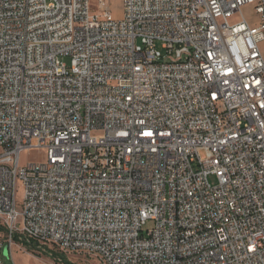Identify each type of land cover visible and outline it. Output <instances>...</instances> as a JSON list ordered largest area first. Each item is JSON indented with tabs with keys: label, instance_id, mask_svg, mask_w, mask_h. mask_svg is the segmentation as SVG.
Wrapping results in <instances>:
<instances>
[{
	"label": "built area",
	"instance_id": "2783aa9c",
	"mask_svg": "<svg viewBox=\"0 0 264 264\" xmlns=\"http://www.w3.org/2000/svg\"><path fill=\"white\" fill-rule=\"evenodd\" d=\"M113 1L0 0V264H264V0Z\"/></svg>",
	"mask_w": 264,
	"mask_h": 264
},
{
	"label": "rangeland",
	"instance_id": "374dc122",
	"mask_svg": "<svg viewBox=\"0 0 264 264\" xmlns=\"http://www.w3.org/2000/svg\"><path fill=\"white\" fill-rule=\"evenodd\" d=\"M111 10L114 17H120V0H114L111 4ZM157 50L160 53H163V50L160 48L159 44H157ZM63 63H68L67 58L61 59ZM39 154L36 152L25 153L20 156V163L24 164L26 162L38 160ZM212 184H214V178H210ZM23 196V189L18 184L17 185V192L16 197L17 200H21ZM153 224L152 222H147L144 227L143 231H147L152 229ZM3 228L0 226V238L3 237ZM5 237H3L4 239ZM26 243L24 239H17L15 240L9 254V250L7 248H3L2 250V264H62L59 259L61 255L68 260V262L73 264H98V262L92 258L87 257L83 254H64L50 246L39 245L35 247L32 251H27L23 244ZM27 244V243H26ZM56 254V255H55ZM55 256L57 258H55Z\"/></svg>",
	"mask_w": 264,
	"mask_h": 264
},
{
	"label": "trees",
	"instance_id": "16d2710c",
	"mask_svg": "<svg viewBox=\"0 0 264 264\" xmlns=\"http://www.w3.org/2000/svg\"><path fill=\"white\" fill-rule=\"evenodd\" d=\"M23 246L27 251H31V250L33 251L36 247L34 244H31V243L30 244L25 243V244H23ZM60 255H61V258H57L56 256H55V258L59 259L62 264H73V263L68 262V260H66V258H64V256H62V254H60Z\"/></svg>",
	"mask_w": 264,
	"mask_h": 264
},
{
	"label": "snow or ice",
	"instance_id": "6c2138e0",
	"mask_svg": "<svg viewBox=\"0 0 264 264\" xmlns=\"http://www.w3.org/2000/svg\"><path fill=\"white\" fill-rule=\"evenodd\" d=\"M147 135H150V133H146Z\"/></svg>",
	"mask_w": 264,
	"mask_h": 264
}]
</instances>
